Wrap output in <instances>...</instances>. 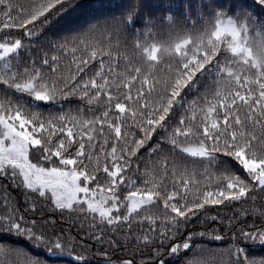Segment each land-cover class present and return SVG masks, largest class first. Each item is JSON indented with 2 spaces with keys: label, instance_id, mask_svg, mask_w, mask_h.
Here are the masks:
<instances>
[{
  "label": "snow or ice",
  "instance_id": "1",
  "mask_svg": "<svg viewBox=\"0 0 264 264\" xmlns=\"http://www.w3.org/2000/svg\"><path fill=\"white\" fill-rule=\"evenodd\" d=\"M0 264H264V0H0Z\"/></svg>",
  "mask_w": 264,
  "mask_h": 264
},
{
  "label": "trees",
  "instance_id": "2",
  "mask_svg": "<svg viewBox=\"0 0 264 264\" xmlns=\"http://www.w3.org/2000/svg\"><path fill=\"white\" fill-rule=\"evenodd\" d=\"M254 250V249H253Z\"/></svg>",
  "mask_w": 264,
  "mask_h": 264
}]
</instances>
